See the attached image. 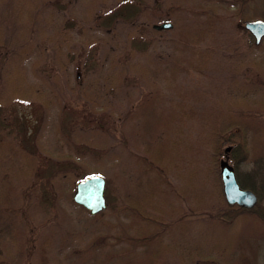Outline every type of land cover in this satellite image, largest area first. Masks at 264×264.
Here are the masks:
<instances>
[{
  "label": "trees",
  "instance_id": "1",
  "mask_svg": "<svg viewBox=\"0 0 264 264\" xmlns=\"http://www.w3.org/2000/svg\"><path fill=\"white\" fill-rule=\"evenodd\" d=\"M252 1L165 0L163 13L172 26L157 29L152 23L157 9L150 10L139 0H0V264H65L52 257L56 250L52 236L46 235L34 248L37 238L54 225L60 206L70 211L72 205L91 214L72 198L78 178L67 158L78 152L60 134L58 121L51 134L45 117L34 129H17L6 112L14 102H36L47 116L55 117L64 87L58 69L52 77L47 73L53 66L75 70L68 89L79 88L91 101L86 100L90 107L83 104L77 113L92 123V132L111 134L116 118L137 114L129 109L120 114V106L111 100V92L115 95L124 87L130 74L149 88L141 106L159 104L155 111L161 116L154 118L157 134L151 138L148 126L153 114H147L146 107V119L135 124L142 130L135 134L138 150H129L143 184L114 195L108 191V177L102 175L106 207L91 214L89 221L95 223L107 211L116 220H103L112 229L92 227L91 235L116 242V257L130 253L122 264H170L169 252L183 244L191 257L181 256V264H205L217 256L225 264H237L232 257L234 233L222 227L234 219L264 221V125L258 123V112L248 108L246 94L217 97L202 106L205 92L200 86L186 88L182 82L192 70L208 77L207 71L220 60L223 42H229L230 49H242L234 35L240 31L238 23L264 20L262 15H245ZM104 2L109 3L102 7ZM242 30L249 33L244 26ZM96 40L100 41L94 50L91 44ZM263 41L264 36L250 46L264 47ZM243 47L242 52L248 50ZM259 65L264 66V55L248 59L245 72ZM90 69L103 71L96 76ZM78 73L82 83L76 82ZM87 75L90 82L84 80ZM97 96L100 99L95 100ZM221 157L234 166L239 185L257 195L253 207L225 201L218 168ZM37 183L45 185L42 197L33 195ZM209 219L212 223L202 226L200 220ZM189 229L196 230L191 242L185 241L192 234ZM160 231H166L167 239ZM68 238L65 234L60 242ZM145 242L149 248L136 253ZM90 250L86 243L79 255Z\"/></svg>",
  "mask_w": 264,
  "mask_h": 264
},
{
  "label": "rangeland",
  "instance_id": "2",
  "mask_svg": "<svg viewBox=\"0 0 264 264\" xmlns=\"http://www.w3.org/2000/svg\"><path fill=\"white\" fill-rule=\"evenodd\" d=\"M164 1L165 0H139L140 3L145 2L150 10L153 7L154 9H157H155L157 11V15L155 18H153L154 20L152 23H160L164 20H167L163 13L166 6ZM113 2L116 3L115 0H112V3ZM106 3L109 2H104L101 4L102 7H105ZM244 13L245 15L264 16V0H253L251 5L245 7ZM123 18H125V14ZM238 24L240 31L236 33L237 31L235 30L236 34L232 32H230V34H234L235 40L239 41L238 47L244 49L243 44H245L248 46V50L246 47L244 53L242 52V49L238 51L236 48L230 49L227 46L229 42H223V45L219 49V52H221L220 57L217 56L220 60H218L216 65L210 69V72L207 71L208 77L198 73L196 70H192L190 74L186 75L182 83L186 88L189 89L200 86L201 90L205 92L203 94L204 99L200 102V105L202 106L211 104V102H213L217 97H224L226 95L240 96L246 94L245 96L247 97L246 103L248 108L251 111L258 112V123L263 126L264 66L259 65L257 69H250V73H247L245 72V69H247L245 67V62L248 59L256 60L261 58V56L264 55V47H251L250 45L254 40L253 36L250 33L242 30L244 26L243 21H240ZM97 41L100 40H96L91 44L94 46V50H97L96 48H98V45L95 43ZM238 60L242 62V65H235ZM57 69L61 73L59 80L62 82L64 89L60 93L61 103L60 106L57 107L58 113L55 115V117L51 114L47 116L46 110L36 102L12 103L11 106L7 107L8 109L6 110L8 117H13L17 123L15 124L17 129L19 126H22L23 129L27 127L26 130H30V128H36L39 125L38 122L41 121L43 117H45L46 123L49 124L48 131L50 134L55 130L53 123L58 121L60 126V134L73 143L78 152L76 153L75 158H67L73 161V169L75 171L76 177L78 178L77 180L83 179L82 177L84 175V177L90 176L88 175L89 172L95 169L98 171L96 172L97 174L108 177V191L114 195L121 194L124 192L126 187L133 188L135 183L136 186L137 184H143L142 175H140L134 169L132 157L129 156V150H138V146H136L135 143V141L138 142L135 139V134L137 131L142 130H137V127L135 128V124H141L142 121L146 119L145 108L147 106L145 105L144 107L141 105L143 101L148 98L147 92H149V88L147 90V86L143 87L140 85L138 82L139 77L136 74H130L129 78L125 80L126 83L124 87L117 89L115 95L114 90L111 92V100L115 105L120 106V108H118L120 114L124 113L128 109L133 112L132 114H137H135L131 119H129V117L125 118L126 116H120L116 118V125L112 128L111 134L104 135L99 132H92L90 129V124L92 123L88 124L86 119L77 113V109H79L83 104H87L89 106L88 102L90 100L85 95L80 94L79 88H76V90L73 92L68 89V81H73L72 73H74L75 70L72 71V66H69L64 70L58 67L55 68L53 66L51 70L47 71V73L50 75V77H52V73ZM90 71L97 73L96 76H99L103 70L99 71L97 69H90ZM90 79L91 77L87 75L84 80L89 81ZM76 82L82 83V75L80 73H78L76 76ZM69 85L72 86V84ZM96 99H100V97L97 96L95 97V100ZM86 100L88 102H86ZM157 106H159L158 103H153L151 107H147V114H153L152 122L150 121L148 126V129L151 132V138L155 137L157 134L155 133L157 131L156 128L159 126L156 122L157 120L155 119L157 116H161L157 115V112L155 111ZM143 112L144 115H142ZM52 117H54L56 120L52 119ZM123 138L126 140L125 143L123 142ZM51 159L53 158H47V160ZM41 164L45 165L46 169L49 166L47 163H45V161H42ZM36 185L37 186H35V189L32 191L33 195L36 194L37 196L42 197L43 191L45 190V185L40 183H37ZM74 190L75 186L73 192ZM58 191H60L62 195L64 194V190L61 185L58 187ZM104 196L106 199L105 190ZM262 199L264 202V197ZM60 200L64 202V199ZM8 205L9 202L7 200V206ZM69 206H71L70 211H67L64 209V207L60 206V213L58 218L55 219L54 225L52 224L51 226H47L41 232L35 242L34 248L40 247L42 244L41 242L44 240L46 235H50L52 236L53 240L52 246H56V250H53L52 257L59 262L64 261L65 264H122L121 262L126 261L127 258L130 257V253L126 252H122L116 257L114 252L118 251L119 249V246H117L116 242L114 245L109 239L104 241L100 238V235L97 236L96 233L91 235L89 231V229L92 227L95 228V230L104 229L110 231L112 227L105 222L102 223V221L104 220L112 223L116 220V215L112 214L111 211H107V213H105L101 218L95 219L96 222L94 223V221H89L91 214L80 210L79 207H74L72 205ZM193 222L196 223V219ZM200 223H202V226H205L209 223H212V220H200ZM17 228L19 233L22 232V223H19ZM222 228H224L226 233H234L233 235L235 242L232 255V257H235L234 263L264 264V221L260 217L255 218L254 220L249 219V221H242V219L237 221L234 219L223 225ZM189 230L192 234H189L186 237L185 241L187 242L188 240L191 242L193 238H196V230ZM65 234L67 238H69L60 242ZM100 234L102 236L104 235L103 233ZM160 235L163 239H167L166 231H160ZM86 243L89 244L91 250L85 251L79 255V249L84 247ZM130 244H132V242ZM148 244V242L141 243L135 252L141 254L142 250L144 251L149 248ZM181 249L178 250V248H175L169 252L168 261L170 264L183 263V261L180 259L181 256H185L187 258L191 257V254L187 252L186 246L184 244L181 246ZM212 258L213 260H209L205 264H225L224 260L220 256ZM187 263H189V261H187Z\"/></svg>",
  "mask_w": 264,
  "mask_h": 264
},
{
  "label": "water",
  "instance_id": "3",
  "mask_svg": "<svg viewBox=\"0 0 264 264\" xmlns=\"http://www.w3.org/2000/svg\"><path fill=\"white\" fill-rule=\"evenodd\" d=\"M171 26L172 23L170 21L153 24V27L157 29ZM244 27L252 33L256 43L264 36V20L261 18L246 21ZM219 173L222 182V192L229 205L237 204L250 208L256 204L257 195L255 192L239 185L234 166L224 157L219 160ZM104 189V177L97 174L91 175L76 182L73 200L88 209L91 214H94L106 207Z\"/></svg>",
  "mask_w": 264,
  "mask_h": 264
}]
</instances>
